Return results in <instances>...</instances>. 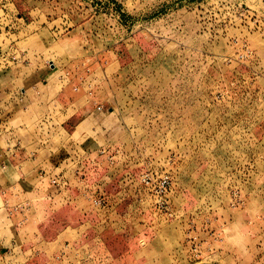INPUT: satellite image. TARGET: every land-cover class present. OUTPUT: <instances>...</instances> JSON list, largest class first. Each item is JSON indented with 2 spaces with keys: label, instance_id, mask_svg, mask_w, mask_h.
<instances>
[{
  "label": "rangeland",
  "instance_id": "374dc122",
  "mask_svg": "<svg viewBox=\"0 0 264 264\" xmlns=\"http://www.w3.org/2000/svg\"><path fill=\"white\" fill-rule=\"evenodd\" d=\"M7 2L13 50L77 96L54 143L85 136L61 189L14 190L16 264H264V0Z\"/></svg>",
  "mask_w": 264,
  "mask_h": 264
},
{
  "label": "crops",
  "instance_id": "0c3cea01",
  "mask_svg": "<svg viewBox=\"0 0 264 264\" xmlns=\"http://www.w3.org/2000/svg\"><path fill=\"white\" fill-rule=\"evenodd\" d=\"M1 1L0 14L4 13V16L0 15L1 50L10 46L8 50L13 52V46L19 41L9 44L8 40L13 39V35L19 36V40L20 30H11L15 24L11 22L12 16L2 10ZM16 5L18 10L20 3L16 2ZM21 22L18 27L24 29L26 22L24 19ZM20 51L24 52L23 60L5 68L0 66V228L6 229V220L16 225L20 216V213L12 214L15 211L10 208L14 200L21 198L14 194L17 185L21 184L24 188L21 193L28 196L23 199L30 200L27 190L36 186L38 180L50 188H55L50 178L57 174L61 183L67 179L71 181L72 167L77 161L75 153L78 147L84 146L82 139L85 137H81L76 145L67 147L54 143L58 128L66 127L65 123L76 116L70 110L75 108L77 96L71 93L69 85L51 78L57 69L56 64L48 67L49 61L53 60L39 59L38 54L28 48ZM76 88L74 90L78 91ZM71 158H75L74 161L70 162ZM32 205L30 203L29 214ZM34 211L35 208L31 215ZM40 237L46 239L44 234ZM1 240L0 255H3L5 264L22 263L27 249H35L34 245L22 247L15 239L11 242H6V238Z\"/></svg>",
  "mask_w": 264,
  "mask_h": 264
},
{
  "label": "built area",
  "instance_id": "2783aa9c",
  "mask_svg": "<svg viewBox=\"0 0 264 264\" xmlns=\"http://www.w3.org/2000/svg\"><path fill=\"white\" fill-rule=\"evenodd\" d=\"M8 0H2L1 2L4 3L3 7L6 9L5 5H10V3L7 2ZM1 45V44H0ZM2 47V46H1ZM0 47V48H1ZM3 51L0 54V66H2V68H5L7 66H10L11 64L17 63L18 61L23 60L24 56L22 51L20 50H13L12 51ZM54 63L53 61H49V65L52 66ZM77 89V88H76ZM101 107H98V110H101ZM50 183L55 187V189H61L63 183L60 182V179L56 176H53L50 178ZM170 181L168 176H165L163 178H161V181L159 183V188L162 191V189H165L166 187H168ZM96 204L101 205L103 203V201L98 198L95 200Z\"/></svg>",
  "mask_w": 264,
  "mask_h": 264
},
{
  "label": "clouds",
  "instance_id": "9594fccd",
  "mask_svg": "<svg viewBox=\"0 0 264 264\" xmlns=\"http://www.w3.org/2000/svg\"><path fill=\"white\" fill-rule=\"evenodd\" d=\"M228 244L233 248L245 250L249 240V232L245 226L240 223L234 225L230 230Z\"/></svg>",
  "mask_w": 264,
  "mask_h": 264
}]
</instances>
